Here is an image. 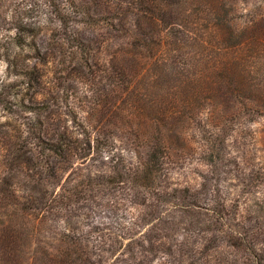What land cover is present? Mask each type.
I'll return each instance as SVG.
<instances>
[{
  "label": "rangeland",
  "instance_id": "374dc122",
  "mask_svg": "<svg viewBox=\"0 0 264 264\" xmlns=\"http://www.w3.org/2000/svg\"><path fill=\"white\" fill-rule=\"evenodd\" d=\"M225 3L238 22L264 17V0ZM4 10L8 20L28 17L46 27L35 43L51 46L45 41L53 34L45 0H6ZM2 27L4 45L12 31L10 23ZM80 27L87 54H4L0 45V230L6 237L0 264H39L31 262L34 250L66 244L60 239L69 232L95 264H264V114L251 122L227 116L221 130L185 121L183 143L174 145L177 154L145 206L143 189L102 175L113 161L136 159L121 124L162 126L177 81L151 68L121 74V54L114 53L124 47L123 38L89 23ZM61 138L67 152L59 155L49 148ZM12 153L19 165L5 163ZM67 181L111 184L70 208L44 201L45 191ZM32 185L41 189L33 192ZM221 206L227 220L212 213ZM231 229L242 232L234 244ZM128 233L137 234L136 243L114 240Z\"/></svg>",
  "mask_w": 264,
  "mask_h": 264
},
{
  "label": "trees",
  "instance_id": "16d2710c",
  "mask_svg": "<svg viewBox=\"0 0 264 264\" xmlns=\"http://www.w3.org/2000/svg\"><path fill=\"white\" fill-rule=\"evenodd\" d=\"M5 2L0 0V35L3 23H10L12 32L7 35L6 44H0L4 54L22 49L38 54H87V39L80 25L89 23L99 32L103 29L123 38L124 47L114 53L121 54L117 58L121 74L151 68L153 72H164L177 81V90L172 93L164 112L162 126L155 121L140 120L121 124V129L131 135V149L136 159L127 165L113 161L108 172L102 175L108 182L127 181L134 189H143L141 204L145 206L156 196V182L161 179L164 167L177 154L174 145L183 143L181 125L185 121H204L205 126L221 130V123L227 116L238 119L243 115L251 122L264 114V17L252 22H238L226 8L225 0H45L51 8L49 25L53 31L45 40H51V46L45 48L43 44L37 46L35 40L48 29L28 17L8 20ZM31 77L32 81L38 78ZM65 146L66 142L61 138L49 149L62 155L67 152ZM9 159L10 162L5 163L19 165V160L14 162L19 159L15 153ZM9 181L5 182L11 186ZM110 184L67 181L58 190L45 191L42 198L66 209L85 203L101 187ZM40 189L37 185L29 188L33 192ZM174 195L182 198L184 194ZM194 205L198 207V204ZM222 211L223 206L217 211L213 209L212 213L218 214L216 217L220 220H227L221 215ZM231 230L234 244L241 240L242 232ZM2 232L0 230V240L6 238ZM126 235L119 234L114 240L120 238L119 243H123L128 239L136 243V233ZM99 239L111 241L104 235ZM61 240L66 244L53 250L36 248L31 262L95 264L92 252L75 232H69Z\"/></svg>",
  "mask_w": 264,
  "mask_h": 264
}]
</instances>
